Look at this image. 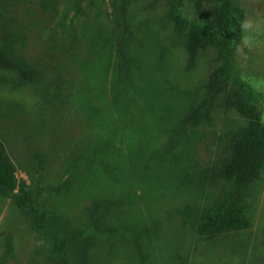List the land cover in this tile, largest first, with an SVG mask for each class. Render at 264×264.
I'll return each instance as SVG.
<instances>
[{"label": "rangeland", "instance_id": "1", "mask_svg": "<svg viewBox=\"0 0 264 264\" xmlns=\"http://www.w3.org/2000/svg\"><path fill=\"white\" fill-rule=\"evenodd\" d=\"M236 1L234 74L259 93L264 123V0ZM168 12L166 0H0L4 49L27 71L0 67V142L18 189L66 240L69 264H264V175L250 228L198 237L191 226L220 199L228 138L250 121L209 86L214 47ZM192 113L194 125L173 136ZM57 260L0 194V264Z\"/></svg>", "mask_w": 264, "mask_h": 264}, {"label": "trees", "instance_id": "2", "mask_svg": "<svg viewBox=\"0 0 264 264\" xmlns=\"http://www.w3.org/2000/svg\"><path fill=\"white\" fill-rule=\"evenodd\" d=\"M128 4L133 0H119ZM169 16L178 27H184L190 39L210 43L221 61L209 76V86L215 93H228L227 103L241 110L249 119V126L229 136L235 147L234 155L224 167L228 184L220 199L209 205L201 214L191 219L198 237H207L218 231L242 230L252 225L255 198L264 175V123L256 100L259 97L247 81L234 74L235 53L243 35L244 9L236 0H166ZM189 9L192 18L183 15ZM125 56L119 57V81L130 86L131 68ZM0 67L26 75L24 67L16 63L5 51L0 35ZM199 114L192 113L172 132L173 136L185 134L197 121ZM15 166L0 142V194L9 196L15 205L31 218L53 243L58 260L53 264H69L67 243L56 234L48 215L42 211L24 185L18 189Z\"/></svg>", "mask_w": 264, "mask_h": 264}]
</instances>
